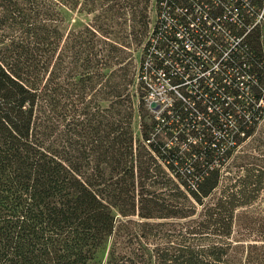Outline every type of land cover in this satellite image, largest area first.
<instances>
[{"label": "trees", "instance_id": "obj_1", "mask_svg": "<svg viewBox=\"0 0 264 264\" xmlns=\"http://www.w3.org/2000/svg\"><path fill=\"white\" fill-rule=\"evenodd\" d=\"M78 2L0 0V264H264V152L229 162L256 120L154 133L132 37L100 0L63 32Z\"/></svg>", "mask_w": 264, "mask_h": 264}, {"label": "built area", "instance_id": "obj_2", "mask_svg": "<svg viewBox=\"0 0 264 264\" xmlns=\"http://www.w3.org/2000/svg\"><path fill=\"white\" fill-rule=\"evenodd\" d=\"M139 73L160 127L171 118L209 126L215 117L223 127L207 130L228 135V125L238 131L237 117L259 120L264 0H156Z\"/></svg>", "mask_w": 264, "mask_h": 264}, {"label": "rangeland", "instance_id": "obj_3", "mask_svg": "<svg viewBox=\"0 0 264 264\" xmlns=\"http://www.w3.org/2000/svg\"><path fill=\"white\" fill-rule=\"evenodd\" d=\"M128 0H100L99 2V9H104L105 7L111 8V16L113 18V28L112 32L115 36L114 37L117 40H122V38H126L125 36H128L127 38L132 37V42L129 45L130 48L126 49L127 52H125L126 56H132V59L136 63V65H140V61L143 59L144 54L142 46L143 43L151 29V26L155 19V3L156 0H150L149 4L147 6V17L144 19V17H139L137 15V22L135 30L137 31V34L139 35V42L134 41V37L132 34H134V30L132 33V28L130 27L131 24H133V15L130 7L132 9H137L140 11V8L144 5V0H132L129 2V4H132L131 6L127 4ZM114 4V5H113ZM127 4V5H125ZM83 0H79L76 7L72 8H66V11L64 12V18L62 19V22L60 23L61 28L63 32H67L69 29L78 28L81 26V24L86 23L90 20L91 14L86 12L84 9H82ZM139 17V18H138ZM144 20H145V26H144ZM141 34V35H140ZM120 38V39H119ZM145 89V88H144ZM146 96V94H145ZM145 105L149 108V111L147 112V117H149V114L151 117L155 116V112L150 109L147 99L145 97ZM150 119V117L148 118ZM160 120V119H159ZM134 135L135 138L141 137V118L138 114L135 115L134 121ZM251 130H253L252 134L247 135L245 133H241L240 137H236L237 145L234 148V153L231 156L229 162L234 160L235 156L245 153H259L264 152V106H263V114L259 120H256L255 122L250 123L249 127ZM160 129V125L156 126L153 130L154 132H158ZM154 134V133H153ZM151 136V140L158 139V137ZM163 141H167V139H162ZM231 138H227L224 142L225 144L230 145ZM232 146V145H230ZM229 146V147H230ZM228 147V148H229Z\"/></svg>", "mask_w": 264, "mask_h": 264}, {"label": "water", "instance_id": "obj_4", "mask_svg": "<svg viewBox=\"0 0 264 264\" xmlns=\"http://www.w3.org/2000/svg\"><path fill=\"white\" fill-rule=\"evenodd\" d=\"M150 106L153 107V108H156V107H157V104H156V102L152 101V102L150 103Z\"/></svg>", "mask_w": 264, "mask_h": 264}]
</instances>
